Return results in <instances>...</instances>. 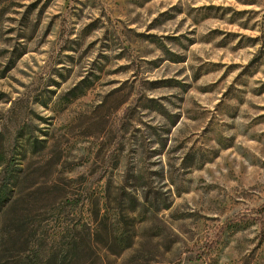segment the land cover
<instances>
[{"label": "rangeland", "instance_id": "obj_1", "mask_svg": "<svg viewBox=\"0 0 264 264\" xmlns=\"http://www.w3.org/2000/svg\"><path fill=\"white\" fill-rule=\"evenodd\" d=\"M70 231L69 264H264V0H0V264Z\"/></svg>", "mask_w": 264, "mask_h": 264}, {"label": "trees", "instance_id": "obj_2", "mask_svg": "<svg viewBox=\"0 0 264 264\" xmlns=\"http://www.w3.org/2000/svg\"><path fill=\"white\" fill-rule=\"evenodd\" d=\"M84 233L85 235H83L82 241L85 242V250L91 252L93 249L91 245L92 231L88 225H85ZM77 239H80L79 235H74V232L70 231V238L69 241L64 245V250H61L55 255L52 254L51 257L48 259V264H52V261H55V263L53 264H69L70 259L77 255L81 247Z\"/></svg>", "mask_w": 264, "mask_h": 264}]
</instances>
